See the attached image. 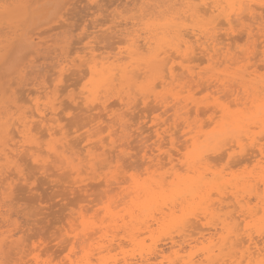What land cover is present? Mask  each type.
Segmentation results:
<instances>
[{
  "label": "rangeland",
  "instance_id": "obj_1",
  "mask_svg": "<svg viewBox=\"0 0 264 264\" xmlns=\"http://www.w3.org/2000/svg\"><path fill=\"white\" fill-rule=\"evenodd\" d=\"M198 1L195 3L196 0H193L192 2H194V5L192 3V7L195 9L194 6H200V10L206 9V13L205 10L200 12L198 7L197 12L199 11V14L196 13V15H198L195 16L197 17L195 20V17L192 16L193 11L189 9V7L192 8L191 5L189 6L188 4L191 0H0V5L4 3L13 5V7L7 9V12L0 10V172L2 173V175L0 173V245H3V253H5L2 254L0 251V264H20L21 261H24V264H35V258L38 259L40 264H203V262H205L204 264H209L211 259L214 260L215 257L216 260L219 258L217 260L218 264H248V259L242 260L239 257V255H242V250L240 249L244 248L242 245H239V241L245 240H243V243H245L244 245L246 248L243 250L246 251L247 247H250L249 236L253 239L254 235L256 238L253 240L256 243L258 242L259 251L262 253L264 245H260L264 244V232H261L262 229H264V207H262L264 206V203H262L264 202V153L261 155L258 152V148L264 147V110H262V108L264 109V10H259L261 1L257 2L254 0L251 2H244L248 4V7L246 6L247 4H244L246 6L244 9L247 8V11H244V13L247 12V18L243 13L244 15L242 19H240V17H236L228 7L225 12L229 13V11H231L232 13H230L234 15L235 19H233L234 21L231 24H228L224 16H220L218 19L215 18L216 16H212L213 20H211L210 14L214 15L212 10L208 5V7L204 6L201 4V1H199V3ZM170 2L173 3L171 4ZM253 3H258L256 4L259 5L258 10L256 9L257 6H251L255 5ZM184 6H186V8ZM223 6L224 8L227 7L226 4H223ZM172 7L175 9H172ZM252 7L258 12L254 10L251 11L253 9ZM248 9L251 10L249 11ZM216 14L218 15V12H215V15ZM257 14L261 15L259 16ZM205 16L209 17L206 18ZM244 16L245 18H243ZM193 17L196 24L194 23ZM201 17L206 18L204 19L206 21ZM238 18L240 21H238ZM253 18L254 20H252ZM207 20H209V22L210 20L215 22L213 24L209 23ZM169 21H171L172 24ZM173 21H175L174 23H178V25L173 24ZM198 21H202L201 24L204 22L207 24L208 22V30L210 27H213V30L210 29L211 32L210 30L208 31L207 28H205L206 26L204 24H199ZM182 23H185V25ZM156 26L160 28L158 27L159 29H157ZM163 26H167V29L163 28ZM173 26L175 30L179 27L176 31L178 32L181 30V33H177ZM161 27L163 29H161ZM185 27L187 28L185 29ZM199 27L204 33H206L205 31L207 30V36H212L213 34L215 37L217 36V43L221 41V43H219L220 45L217 47L222 50L220 53L228 52L234 59L237 56L239 59H233L234 61H232V63L238 62L239 65L231 64V61H228V59L224 61L225 63L223 64V60H226L224 56L211 60L207 53H202V49L200 50V48L196 47L198 43L194 37V32L198 33L199 31L197 29ZM170 28H173L172 30L174 31ZM183 28L186 31L183 30ZM151 29L154 30L152 31ZM159 30L162 32V35ZM128 31H130V33H128ZM168 31L170 32L168 33ZM136 32H138V34ZM175 32L178 35H176ZM158 33L163 37H160ZM249 33H251V35H249ZM168 35L173 37L176 42L181 38L179 35H184V40L186 41V39H188V42L194 46V55H189V58L191 60L193 59V61L190 62L192 65L190 64L189 66L195 68L192 70V75L181 66L182 63L185 64L187 61L184 62V59L178 55L177 52H174L176 51L174 47L176 42H174L172 38L170 39ZM204 35H202V39L206 37V35L205 37ZM132 36L134 37V41H137L136 45H134L136 47L140 45L141 66L145 68L143 67L142 69V67H140L142 71H140V69L133 70L130 68L129 71L132 72L133 70V73L130 74L131 79L128 82L120 81V76L117 75V80L115 81V79H113L115 83L112 82L111 84H115L119 89L113 88L110 84L111 87L106 85L109 88L105 86L98 91V88L92 84L89 65H86L88 63L87 59H90L89 55H86L88 48L92 47L95 49L98 61L108 56V53H110L111 56L120 57L119 61L113 62L114 59H112L110 62L115 63L116 66L123 65L124 68L132 62L128 54L131 50H134V47H132ZM211 36H209V38ZM152 37L154 38L153 40L151 39ZM168 38L173 40V42L171 41L172 44ZM130 39L132 41L129 42ZM182 39L183 38L179 39V41ZM160 40L163 41L160 42ZM165 40L170 44L165 46ZM203 40L206 42L205 39ZM146 41H150L153 47L150 46L148 42L146 44ZM158 41L159 43H157ZM160 44L162 45L160 46ZM183 44V41L179 43V45L183 47L180 48L181 50H185ZM158 46L162 49H157ZM159 49L162 50V53H165L163 50H166V53L169 50L168 53L170 54H162L160 58H158L160 63L157 60L150 61L151 58L153 59L154 50L158 51L156 53H159L161 52ZM146 50L149 51L147 52ZM247 53L250 57L247 56ZM251 54L254 55L252 56ZM148 55L151 57H148ZM143 57L145 60L147 58V61H149H142ZM67 60L68 62L66 63ZM85 61H87L86 64ZM216 61H218V63H216ZM152 62L154 65L153 67L149 64ZM146 63H148L149 66ZM83 64L86 66L87 71L86 69L84 70L85 67L82 69L81 65ZM185 65H188V62ZM247 66H250V68H247ZM172 67L176 74H171L170 69ZM64 68L69 71H66ZM78 69L80 70L78 71ZM179 69L181 70L180 72ZM182 71L186 73H182ZM177 73H179V76H177L178 78L176 77V75H178ZM82 74L85 77H83ZM62 79H66V81ZM212 81L213 83H211ZM221 81L224 83L220 84ZM242 83H246L245 86L241 85ZM258 85L261 89H259ZM256 86L259 91L256 89ZM246 87L248 88L246 89ZM107 89L112 92H109ZM91 90L94 94L90 93ZM250 90H252V93ZM113 91L117 92L114 93ZM108 92L110 94H108ZM238 92L241 94L239 95ZM53 95L55 96L53 97ZM245 96L246 98L243 99ZM51 97H53L52 99L56 104H54ZM73 97L76 99L78 98L77 103L75 102L76 99ZM81 97L84 100L86 97H90L93 103L90 105L84 103L83 105L81 101L83 99H80ZM238 97L242 98L243 101L238 99ZM247 97L249 98L247 99ZM98 98L100 100H96ZM192 99H194V101H192ZM51 100L53 102H50ZM105 100L107 101L106 106L109 105L107 107L108 109H104L102 108L103 106H101ZM247 100H249V102ZM190 101H192V104L189 105ZM38 102L41 104V107L39 105L41 109L46 106L49 107H46L47 109L44 108L43 110L45 111L56 107L60 113V115L58 114L59 117H61L60 119H62L64 115L63 118L65 119H63L64 122H62L65 126L61 125L65 130L62 131V135L60 133V135L50 136L48 132L50 127L48 131L46 128L49 125L42 124L41 119L37 116L36 118L38 121H34L36 124L33 122L34 125L31 126L32 123H30V128L32 127L31 131L33 133L31 131V133L26 132L25 137L19 133V131L21 132L23 130L21 122L24 121V118L27 120L26 118L36 115L35 109L37 108L36 103ZM47 102L51 105L53 103L54 107L50 108L51 105L49 106ZM197 102L203 103L199 105ZM94 104H99V109H97L98 105ZM215 104H219V106L227 109V116L221 113V108ZM82 105L87 107L88 105L91 106L89 107L90 110L88 111L89 108L86 109V107H82ZM208 105L210 108L207 107ZM213 106H217V108ZM79 107L81 108L79 109ZM32 108L34 111H32ZM213 110H216L218 114ZM254 110L256 113H253ZM187 111L188 114H186ZM23 112L24 117L22 115ZM28 112H30L31 116ZM249 112H251V114ZM20 113L22 116L19 115ZM48 115L51 118L54 116L51 111H46V116L49 117ZM58 115L56 117H58ZM230 115L235 116L241 123V126H249L248 128L245 126L237 129L238 131H249V133L248 131H246V133H241L243 138H240L237 134L238 131L230 126ZM219 116L220 120L218 119ZM223 117L228 119H222ZM212 118L213 123L210 120ZM216 118L219 120L218 122H220L219 125L216 124L218 122H215L217 121ZM31 119L29 118L30 122H32ZM15 120H19L20 122H16ZM14 121L17 125L13 124ZM159 122L163 125L162 128L159 126ZM173 123L183 125V128L182 126L177 127L178 125L176 126ZM98 124L102 128H100ZM154 124H158V126ZM153 125L156 127H153ZM253 126L255 129H253ZM54 127H58L56 130L57 133H59V124L58 126L56 124ZM159 127L161 129H158ZM34 129L38 130L35 131ZM191 129L194 130L191 131ZM56 130L53 129L54 132H56ZM10 131L11 133H9ZM156 131L162 135H160V139L157 137ZM63 132L69 135L68 137L66 136V140L69 141H66L64 144V146H68L69 149H67V147L65 148V151H67L65 158L62 157L63 160H65L62 167V162H59L62 160L60 159L61 156L60 158L59 156L54 158V156H57L54 154L52 157L53 154L49 152V147L55 143L59 146V143L62 144L65 142L63 139V142L60 141L65 135H63ZM28 133L30 135H28ZM35 133H38V135H35ZM141 133L143 135H141ZM203 135L205 136L203 137ZM26 137L28 139H26ZM229 137L234 141H227L230 139ZM261 137L263 138L262 141L261 139L259 140ZM12 138L13 140H11ZM244 138L245 140L243 141ZM188 139H190V141H188ZM224 139H227L225 140L227 142L223 144ZM242 141L244 143H242ZM172 142L176 143L178 146L175 144L173 147ZM233 142L237 146H233ZM143 143H145L144 146L142 145ZM15 144H18L16 146L24 145L27 151L25 150V155L22 152V156L24 155V157L19 155L21 158L18 156L15 158L16 160H13L12 164H9L7 160L5 161L4 151L9 153V149ZM25 144L28 145L26 146ZM183 144L184 146H181ZM33 145L37 148L39 147L38 149L40 151L38 152V149L35 150ZM159 145L162 146L161 150L158 148ZM186 145H188L189 148L187 147L185 149ZM28 146L29 148H27ZM101 146L103 147L102 149ZM179 146L183 148L178 150ZM168 150H173L175 152H170ZM33 151L34 153H32ZM223 152L226 153L228 157H225ZM165 153L168 155L163 158ZM219 153L222 154L223 158ZM237 153L241 157H239ZM242 153H247L245 154L246 156L243 155L245 159L247 158L244 160L246 162H242ZM26 154L34 155H32L33 157L30 155V157ZM169 154L171 156H169ZM95 155H97L96 158H94ZM235 155H237V159ZM249 156H252V158ZM44 157L46 159H43ZM248 158H250V162ZM36 159L42 163H39ZM92 159L93 161H91ZM230 159L234 164H232ZM43 160H47V162L45 163ZM151 160H154V162H151ZM237 160H239L241 165ZM73 161L74 163H72ZM191 161L194 162V164ZM195 161L198 163L196 164ZM235 161H237L236 164ZM6 162L9 165H6ZM149 162L150 164L153 163V166L152 164L148 165ZM160 163H162L165 168H161L162 164ZM165 163L166 165L169 163V165L166 166ZM205 163H207V165ZM227 163H229V165ZM183 165L186 166L183 167ZM67 166L70 170L66 168ZM200 168L204 169V172H202ZM210 172L213 174V180L210 178ZM171 173L172 176H170ZM216 174L222 176H216ZM7 176L10 178L8 179ZM158 177L162 180L158 179L159 181L157 180L156 182ZM163 177H166V182H164ZM77 181L78 183H76ZM200 181L201 183L199 184ZM254 181H257V183ZM4 182H8L9 184H6L3 188L2 185ZM243 183H245V185ZM162 184H165V186L163 187ZM254 184H260V186ZM253 186H255L254 189L252 188ZM256 186L259 188L257 189ZM155 187H158L159 190ZM6 188H8V190ZM260 189L262 192H258ZM251 190H254L253 193H251ZM211 191L212 193H210ZM140 193L145 194H143V196L142 194L140 195ZM207 193L209 195H206ZM249 193L252 197H249ZM260 193H262V195H260ZM246 194L249 198L246 197ZM209 196H211V198ZM257 198L258 201L262 198V201H260L261 203L257 202ZM246 199H248V201ZM208 200H212L211 203L207 202ZM204 201L208 203V206L205 205L206 203ZM242 201L243 203H241ZM211 204L213 207H211ZM158 205L159 207H157ZM252 205L255 206L253 207ZM243 206L248 209H243ZM258 207L260 209L259 211ZM205 208H207V210ZM128 209H133L132 211L134 214ZM159 209L161 210L158 213ZM162 209L167 212H164ZM211 209L213 211L215 210V214H212ZM250 209L253 215L252 213L250 214ZM256 210L257 213L259 212L260 214H257ZM206 213L207 215H205ZM136 215H141L139 217L140 219H138ZM237 216H240V220ZM236 217L237 220L241 221L239 223L240 226L237 223L235 224V226L239 228L232 226L236 221H233V219ZM142 222H145V225ZM140 223L144 226H141L142 224L139 225ZM131 224L132 226L134 224V226L137 225L138 227L133 226L132 228ZM96 227L102 230L99 232ZM229 228H231L232 231ZM95 230H97V234L94 233ZM128 230H131V232ZM235 232L236 234L240 232L237 234V237ZM259 233L262 234L259 235ZM229 234L231 236H229ZM75 237L80 238V242L78 241L79 243L76 242ZM82 237L86 240H81ZM87 237L92 239L88 240ZM234 237L236 238L233 239ZM241 237L242 239L240 240ZM230 239L231 241H229ZM237 239H239V241H237ZM87 240L88 243L86 242ZM233 240L234 242L237 241V244H233ZM81 241L85 242L87 245H83L84 243ZM228 241L230 243V252L232 250L234 252H232L233 255L230 252L228 253ZM13 242L18 244H16L17 248H15V245L13 246L14 248L11 247ZM214 243L216 244L213 245ZM231 243L234 246L236 244L238 250L233 248L234 246ZM19 244L20 248H18ZM231 245L233 247H231ZM219 246L224 247L220 248ZM239 247L242 248L239 249ZM254 247L255 246H253V249L251 248V251L253 252L255 250L254 252H257L258 250ZM209 248H212V250ZM226 248H228V250ZM226 250L227 252H225ZM236 251L240 254H237ZM221 252L223 253L220 254ZM20 254H23V256H20ZM212 254L214 257H211ZM235 254H237V256ZM262 254H264V251ZM230 255H232L233 258H230ZM19 257H23L24 259L22 258L21 261L17 260ZM245 257L247 258L246 252ZM237 258H239L241 262ZM208 259L209 262H207ZM233 261L236 262L234 263ZM238 261L240 263H238ZM217 263L212 262L211 264ZM21 264L23 263L21 262Z\"/></svg>",
  "mask_w": 264,
  "mask_h": 264
},
{
  "label": "bare ground",
  "instance_id": "obj_2",
  "mask_svg": "<svg viewBox=\"0 0 264 264\" xmlns=\"http://www.w3.org/2000/svg\"><path fill=\"white\" fill-rule=\"evenodd\" d=\"M6 1H7V0H6ZM11 1H12V0H11ZM170 1H171V0H170ZM189 1H190V0H189ZM192 1H193V0H191V2L188 3L189 6H190L192 3H193V5H194V2H192ZM194 1H195V0H194ZM197 1H198V0H196L195 3H197ZM199 1H201V4H203L204 6H207V5H208L209 8H210V9L212 10V12L214 13V15L210 14V18H211V20H213L212 16H216V17H215L216 19H218V17L220 18V16H221V17L224 16L225 19H226V21H227V23H228V24H231V23L235 20V19H234V15H235L236 17H240V19H242V16H243L244 14H245V16H246V13H247V12L244 13V11H247V8L244 9V7H246V6L248 7V4L246 3V4H247V5H246L244 2H248V1L251 2V1H254V0H199ZM199 1H198V3H199ZM209 1H210V2H209ZM256 1H257V2L259 1V2H260L261 0H256ZM179 2H180V1H179ZM187 2H188V1H187ZM187 2H186V3H187ZM168 3H169V2H168ZM170 3H171V2H170ZM172 3H173V2H172ZM172 3H171V4H172ZM179 4H180V3H179ZM182 4H183V3H182ZM184 4H185V2H184ZM223 4H224V5L226 4L227 7L224 8ZM244 4H245L246 6H245ZM253 4H255V5H251V6H255V7L257 6L256 9L258 10V6H259V5H256V4H258V3H253ZM165 5H166V4H165ZM177 5H178V4H177ZM193 5H191V7H192ZM237 5H238V8H237ZM169 6H170V5H169ZM174 6H175V5H174ZM208 6H207V7H208ZM251 6H250V8H251ZM167 7H168V6H167ZM175 7H177V6H175ZM184 7L186 8V6H184ZM194 7H195V9H194L193 7H192L193 9L189 7V9L193 11V15H192V14H189V15H192V16L195 17V16H197V15L199 14V13H198L199 11L201 12V11H204V10H205V13H206V9H204V10H200V8H201L200 6H197V7L194 6ZM198 7H199V11L197 12V8H198ZM207 7H206V8H207ZM228 7L231 9V11L234 13V15L231 14V13H232L231 11H229V13H226V12H225V10H227ZM27 8H28V7H27ZM185 8H184V10H185ZM187 8H188V7H187ZM202 8H204V7H202ZM252 8H253V7H252ZM172 9H175V8L172 7ZM189 9H188V10H189ZM260 9H261V7L259 6V10H260ZM188 10H187V12H188ZM190 10H189V11H190ZM207 10H208V9H207ZM248 10H249V9H248ZM250 10H251V9H250ZM250 10H249V11H250ZM253 10H254L255 12H258V11L255 10V8H253L251 11H253ZM175 11H176V10H175ZM215 12H218V15H217V14L215 15ZM230 12H231V13H230ZM188 13H189V12H188ZM196 13H198V14L196 15ZM202 13H204V12H202ZM207 13H208V12H207ZM243 13H244V14H243ZM178 14H179V13H178ZM178 14H176V15H178ZM185 14H186V13H185ZM255 14H256V13H255ZM261 14H262V12H261ZM261 14H257V15L260 16ZM201 15H202V14H201ZM257 15H256V17H257ZM262 15H263V14H262ZM203 16H204V14H203ZM245 16H244L243 18H245ZM263 16H264V15H263ZM170 17H171V16H170ZM176 17H177V16H176ZM179 17H180V15H179ZM179 17H178V18H179ZM194 17H193V20H194ZM205 17L207 18V17H209V16H205ZM253 17H254V16H253ZM189 18H190V17H189ZM201 18H202L203 20L206 19V18H204V17H201ZM246 18H247V16H246ZM251 18H252V17H251ZM175 19L178 20L177 18H175ZM184 19H185V18H184ZM196 19H197V17H195V20H196ZM208 19H209V18H208ZM216 19H214V20H216ZM233 19H234V20H233ZM240 19L238 18V21H240ZM257 19H258V17H257ZM195 20H194V21H195ZM200 20H201V19H200ZM211 20H210V22H209V20H207V21H208L209 23H213V24H214L215 21L212 22ZM252 20H254V18H253ZM255 20H256V19H255ZM167 21H168V18H167ZM204 21H206V20H204ZM243 21H244V19H243ZM249 21H250V20H249ZM169 22L171 23V21H169ZM174 22H175V21H173V24H177V25H178V23H174ZM198 22H199V21H198ZM201 22H202V21H201ZM201 22H199V24H201ZM208 22H207V24H208ZM218 22H219V21H218ZM127 23H128V22H127ZM179 23H180V22H179ZM194 23L196 24V21H195ZM205 23H206V22H204V23H202V24H204V25L206 26L205 28H207V24H205ZM249 23H250V22H249ZM171 24H172V23H171ZM171 24H170V25H171ZM182 24H183V23H182ZM182 24H181V25H182ZM202 24H201V25H202ZM213 24H212V25H213ZM221 24H222V23H221ZM127 25H128V24H127ZM183 25H185V23H184ZM204 25H203V26H204ZM209 25H210V24H209ZM209 25H208V26H209ZM212 25H211V26H212ZM224 25H225V24H224ZM232 25H233V24H232ZM232 25H231V27H232ZM260 25H261V24H260ZM195 26H196V25H195ZM197 26H198V24H197ZM252 26H254V25H252ZM156 27H157V29L160 28L159 26H156ZM156 27H155V28H156ZM158 27H159V28H158ZM166 27H167V26H165V27L163 26V28H166ZM180 27H181V26H180ZM201 27H202V26H201ZM234 27H235V25H234ZM237 27H238V26H237ZM163 28L161 27V29H163ZM173 28H174V26H173ZM173 28H172V29H173ZM178 28H179V27H178ZM178 28H176V30H178ZM186 28H187V27H185V29H186ZM196 28H197V27H196ZM212 28H213V27H212ZM212 28L210 27L209 30L212 29ZM232 28H233V27H232ZM149 29H150V28H149ZM161 29H160V30H161ZM166 29H167V28H166ZM170 29H171V28H170ZM170 29H169V30H170ZM172 29H171V30H172ZM185 29L183 28V30H185ZM199 29H200V27L197 29V30L199 31L198 33H197V32H196V33L194 32L195 29H194L193 32H194V37L196 38V42L198 43V46H199V47H198V46H196V47H197V48H200V50L202 49V50H201L202 53H207L211 60H214V59L217 58V57H221V56L223 57V56H224V58H225L226 60H223V64L225 63L224 61H227V59H228V61H231V62H230L231 64H238V65H239L238 62H237V63H236V62H235V63H234V62L232 63V61H234L235 59L238 58L235 54H234V55H235L236 57H235V59H234V57H232L231 54H229L228 52H227V53H220V51H222V50H221V49H218L217 47L220 45L219 43H221V41H219V42L217 43V41H216V40H217V39H216L217 36L215 37V35L213 34L214 37H213V35H212V36L209 35V36H211V37L209 38V36H207V35H208V34H207V30H208V28H207V30L205 31L206 33H204V31H203L202 29H200V30H199ZM107 30H108V29H107ZM151 30H152V29H151ZM151 30H150V32H151ZM153 30H154V29H153ZM153 30H152V31H153ZM160 30H159V31H160ZM174 30H175V28H174ZM174 30H172V31H174ZM176 30H175V31H176ZM183 30H182V31H183ZM187 30H188V29H187ZM209 30H208V31H209ZM212 30H213V29H212ZM111 31H112V30H111ZM155 31H156V30H155ZM180 31H181V30H179L178 32L181 33ZM185 31H186V30H185ZM215 31H216V30H215ZM234 31H235V30H234ZM122 32H124V31H122ZM138 32H139V31H138ZM138 32H136V33L138 34ZM145 32H146V31H145ZM160 32H161V31H160ZM160 32H159V33H160ZM163 32H164V31H163ZM165 32H166V31H165ZM169 32H170V31H168V33H169ZM176 32H177V31H176ZM176 32H175V34L178 35V34H177L178 32H177V33H176ZM193 32H192V35H193ZM210 32H211V30H210ZM219 32H220V31H219ZM243 32H244V30H243ZM128 33H130V31H128ZM128 33H127V34H128ZM140 33H141V32H140ZM147 33H148V32H147ZM153 33H154V32H153ZM159 33H158V34H159ZM173 33H174V32H173ZM182 33H183V32H182ZM187 33H188V31H187ZM203 33H204V34L206 35V37H208V38H206L205 35H204ZM251 33H252V31H251ZM251 33H249V35H251ZM97 34H98V33H97ZM112 34H113V33H112ZM124 34H125V33H124ZM155 34H156V33H155ZM164 34H165V33H164ZM183 34H184V33H183ZM189 34H190V33H189ZM218 34H219V33H218ZM240 34H241V32H240ZM240 34H239V35H240ZM108 35H109V34H108ZM131 35H132V33H131ZM131 35H130V36H131ZM140 35H141V34H140ZM146 35H147V34H146ZM149 35H150V34H149ZM152 35H153V34H152ZM161 35H162V32H161ZM176 35H175V36H176ZM181 35H182V34H181ZM181 35H179V37L183 38L182 40L179 41V39H181V38H179V39H178V38H175V39H178V42H179V43L183 41V43H184L183 45L185 46V48H184L185 50L182 49L183 51L180 49V48H183V47L181 46L182 44L179 45V43L176 42V41L173 39V37H171V36H169V35H168V36H169L170 39L172 38V39L174 40V42L177 43V44L175 43V46H174V47H175V50H176V51H174V52H177V54L180 55V56L184 59V62H186V61L188 62V65H185V64L187 63V62H186L185 64L182 63L181 66H182L185 70H187V71L192 75V74H193V71H192V70L195 69V68H191V67L189 66V65L191 64L190 62L193 61V59L191 60V59L189 58V55H191V54L194 53V48H193L194 46H192V45L190 44V42H188V39H186V41H185V40H184V39H185V36L183 35V36H184V37H183V36H181ZM202 35H204L205 38H203V39H205L206 42L201 38ZM159 36H160V34H159ZM164 36H165V35H164ZM188 36H189V35H188ZM224 36H225V35H224ZM227 36H228V35H227ZM254 36H255V35H254ZM123 37H124V35H123ZM125 37H126V36H125ZM140 37H141V36H140ZM146 37H147V36H146ZM160 37H163V36H160ZM166 37H167V35H166ZM166 37H165V38H166ZM261 37H262V36H261ZM100 38H101V37H100ZM126 38H127V37H126ZM132 38H133V44H132L133 46H132V47H134V50H131V51L128 53L130 59L132 60V62H131L128 66H126V67H124V68H123V65H118V66H116L115 63H111V62H110L112 59H114L113 62L119 61V60H120V57H118V56H114V55L111 56L110 53H108V54H109L108 56H106L105 58H102L101 61H98V56L95 54V49L92 48V47H89V48L87 47V48H88V52L86 53V55H87V56L89 55L90 59H87V60H88V63H87V61H85V64L87 63L86 65H89V70H90V72H91V78H92V79H91L92 84H93V86H96V87L98 88V91H99V89H102V88L105 87L106 85H109V87L112 86L113 88H117V86H116L115 84H114V85L111 84L112 82H114L113 79H115V81L117 80V79H116V78H117V75L120 76V77H119L120 81H124V82L127 81V82H128V81L131 79V78H130V74L133 73V70H134V69L137 70V69H140V67H142V66H141V65H142V64H141V57H140V54H141V52H140V45H139V47H136L135 45H136V42H137V41H134V37H133V36H132ZM156 38H157V36H156ZM156 38H155V39H156ZM169 38H168V39H169ZM191 38H192V36H191ZM217 38H218V37H217ZM138 39H139V38H138ZM138 39H137V40H138ZM151 39L153 40L154 38L152 37ZM168 39H167V40H168ZM170 39H169L170 43H171V41L173 42V40H170ZM139 40H140V39H139ZM156 40H157V39H156ZM201 40H203V41H201ZM231 40H233V39H231ZM130 41H132V40L130 39L129 42H130ZM143 41H144V40H143ZM150 41H151V40H150ZM150 41H146V44H147V42L150 44V43H151ZM162 41H163V40H160V42H162ZM119 42H120V41H119ZM121 42H122V41H121ZM165 42H166L165 46H166L167 44H170V43H167L166 40H165ZM209 42H210V43H209ZM131 43H132V42H131ZM157 43H159V41H158ZM192 43H193V42H192ZM223 43H224V42H223ZM134 44H135V45H134ZM138 44H139V42H138ZM146 44H144V45H146ZM162 44H163V43H162ZM162 44H160V46H161ZM171 44H172V43H171ZM173 44H174V43H173ZM207 44H209V45H207ZM163 45H164V44H163ZM177 45H178V46H177ZM196 45H197V44H196ZM206 45H207V46H206ZM150 46H152V45L150 44ZM160 46H158L157 49H158V48H161ZM170 46H171V45H170ZM144 47H145V46H144ZM152 47H153V46H152ZM152 47H151V48H152ZM171 47H173V46H171ZM168 48H169V46H168ZM168 48H166V49H168ZM220 48H221V47H220ZM113 49H114V48H113ZM142 49H143V47H142ZM145 49H146V48H145ZM152 49H153V48H152ZM161 49H162V48H161ZM161 49H159V50L161 51V52H159V53H156V52H158V51H155V50H154V54H153L154 56H153V59L151 58L150 61H156V60H157V61L159 62L158 58H160V56H161L162 54H163V55H166V54L168 53V51H169V50H168L167 53H166V50H163V52L165 51V53H162V50H161ZM173 49H174V48H173ZM170 50H171V49H170ZM197 50H199V49H197ZM197 50H196V51H197ZM143 51H144V50H143ZM146 51L148 52L149 50H146ZM146 51H145V52H146ZM151 51H152V50H151ZM196 51H195V54H196ZM203 51H204V52H203ZM227 51H228V50H227ZM111 52H112V51H111ZM120 52H121V51H120ZM172 52H173V51H172ZM211 52H213V53H211ZM230 52H231V50H230ZM122 53H123V52H122ZM149 53H150V52H149ZM151 53H152V52H151ZM252 53H253V52H252ZM111 54H112V53H111ZM168 54H170V53H168ZM168 54H167V55H168ZM171 54H172V53H171ZM213 54H214V55H213ZM244 54H245V52H244ZM254 54H255V52H254ZM254 54H253V55H254ZM117 55H119V54H117ZM123 55H124V54H123ZM150 55H151V54H150ZM193 55H194V54H193ZM234 55H233V56H234ZM248 55H249V54L247 53V56H248ZM251 55H252V54H251ZM253 55H252V56H253ZM120 56H121V55H120ZM143 56H144V55H143ZM180 56H179V57H180ZM244 56H245V55H244ZM121 57H122V56H121ZM144 57H145V56H144ZM144 57L142 58V59H143L142 61L145 60ZM148 57H151V56L148 55ZM163 57H164V56H163ZM248 57H250V56H248ZM248 57H247V58H248ZM78 58H79V57H78ZM81 58H82V57H81ZM81 58H80V59H81ZM124 58H128V57H124ZM182 58H181V59H182ZM191 58H192V57H191ZM245 58H246V57H245ZM251 58H252V57H251ZM251 58H250V59H251ZM66 59H67V58H66ZM80 59H79V60H80ZM164 59H165V58H164ZM164 59H163V60H164ZM217 59H218V58H217ZM217 59H216V60H217ZM233 59H234V60H233ZM238 59H239V58H238ZM121 60H122V59H121ZM221 60H222V58H221ZM59 61H60V60H59ZM64 61H65V60H64ZM73 61H76V60H73ZM82 61H83V59H82ZM145 61L148 62L149 60L147 61V58H146ZM164 61H165V60H164ZM169 61H170V60H169ZM263 61H264V59H263ZM67 62H68V60L66 61V63H67ZM70 62H71V61H70ZM120 62H121V61H120ZM182 62H183V60H182ZM240 62H242V61H240ZM107 63H108V64H107ZM144 63H145V62H144ZM144 63H143V64H144ZM159 63H160V62H159ZM166 63H167V62H166ZM216 63H218V61H216ZM124 64H125V63H124ZM127 64H128V63H127ZM146 64H148V63H146ZM149 64L151 65V67L154 66V65H153V62H152V63H149ZM149 64H148V66H149ZM240 64H241V63H240ZM100 65H101V66H100ZM191 65H192V64H191ZM243 65H244V64H243ZM263 65H264V64H263ZM263 65H262V66H263ZM81 66H82V69H83V67H85L84 70L86 69V66H84V64L81 65ZM81 66H80V67H81ZM148 66H147V67H148ZM164 66H165V65H164ZM232 66H233V65H232ZM235 66H236V65H235ZM251 66H252V65H251ZM143 67H144V66H143ZM143 67H142V69H143ZM193 67H194V66H193ZM244 67H245V66H244ZM248 67L250 68V66H247V68H248ZM258 67H259V66H258ZM130 68L133 69L132 72L129 71ZM144 68H145V67H144ZM154 68H156V67H154ZM157 68H158V67H157ZM159 68H160V67H159ZM166 68H167V67H166ZM225 68H226V67H225ZM227 68H228V67H227ZM242 68H243V66H242ZM64 69H65V68H64ZM64 69H63V70H64ZM176 69H177V68H176ZM63 70H62V71H63ZM65 70H66V69H65ZM79 70H80V69H78V71H79ZM136 70H135V71H136ZM162 70H163V69H162ZM170 70H171V74H174V73H175L173 67H172ZM226 70H227V69H226ZM247 70H248V69H247ZM66 71H69V70H66ZM76 71H77V70H76ZM86 71H87V69H86ZM138 71H139V70H138ZM140 71H142V70L140 69ZM180 71H181V70L179 69V72H180ZM224 71H225V70H224ZM245 71H246V70H245ZM81 72H82V71H81ZM116 72H117V73H116ZM183 72H184V71H182V73H183ZM239 72H240V71H239ZM59 73H60V72H59ZM75 73H76V72H75ZM82 73H83V72H82ZM87 73H88V72H87ZM143 73H144V72H143ZM162 73H163V72H162ZM184 73H186V72H184ZM62 74H63V73H62ZM175 74H176V73H175ZM177 74H178V75H176V77L179 76V73H177ZM82 75H83V74H82ZM82 75H81V77H82ZM141 75H142V74H141ZM161 75H162V74H161ZM74 76H75V75H74ZM78 76H79V75H78ZM217 76H218V75H217ZM83 77H85V76L83 75ZM87 77H88V75H87ZM161 77H165V76H161ZM161 77H160V78H161ZM166 77H167V76H166ZM176 77H175V78H176ZM185 77H186V76H185ZM187 77H188V76H187ZM193 77H194V76H193ZM62 78H63V77H62ZM79 78H80V77H79ZM175 78H174V80H175ZM177 78H178V77H177ZM180 78H181V77H180ZM188 78H189V77H188ZM195 78H196V77H195ZM83 79H84V78H83ZM83 79H82V80H83ZM85 79H87V78H85ZM163 79H164V78H163ZM215 79H216V78H215ZM62 80H65V81H66V79H62ZM174 80H173V81H174ZM177 80H178V79H177ZM177 80H176V81H177ZM198 80H199V79H198ZM212 80H214V79H212ZM83 81H85V80H83ZM156 81H157V80H156ZM191 81H192V80H191ZM232 81H234V80H232ZM62 82H63V81H62ZM136 82L139 83L138 81H136ZM186 82H187V81H186ZM193 82H194V81H193ZM214 82H215V81H214ZM84 83H85V82H84ZM114 83H115V82H114ZM198 83H199V82H198ZM202 83H204V82H202ZM211 83H213V81H212ZM211 83H210V84H211ZM216 83H217V82H216ZM222 83H224V82L221 81L220 84H222ZM261 83H263V82H261ZM62 84H63V83H62ZM110 84H111V86H110ZM245 84H246V83H245ZM245 84L242 83L241 85H244V86H245ZM63 85H64V84H63ZM138 85H139V84H138ZM197 85H198V84H197ZM114 86H115V87H114ZM120 86H121V85H120ZM133 86H135V85H133ZM221 86H222V85H221ZM223 86H224V85H223ZM258 86H259V85H258ZM60 87H62V86H60ZM109 87L106 86V88H109ZM148 87H149V86H148ZM154 87H155V86H154ZM154 87H152V88H154ZM232 87H234V86H232ZM252 87H253V86H252ZM46 88H47V87H46ZM113 88H112V89H113ZM125 88H126V87H125ZM152 88H151V89H152ZM191 88H192V87H191ZM247 88H248V87H246V89H247ZM117 89H119V88H117ZM120 89H121V88H120ZM134 89H135V88H134ZM137 89H138V88H137ZM151 89H150V90H151ZM229 89H230V87H229ZM249 89H250V88H249ZM249 89H248V91H249ZM256 89L258 90L257 86H256ZM259 89H261L260 86H259ZM262 89H263V88H262ZM107 90H109V89H107ZM115 90H116V89H115ZM144 90H145V89H144ZM227 90H228V89H227ZM227 90H226V92H227ZM254 90H255V89H254ZM57 91H58V90H57ZM119 91H121V90H119ZM122 91H123V90H122ZM228 91H229V90H228ZM231 91H232V90H231ZM251 91H252V90H250V92H251ZM258 91H259V90H258ZM263 91H264V89H263ZM58 92H59V91H58ZM109 92H112V91L109 90ZM109 92H108V94H110ZM113 92L116 93L117 91H116V92L113 91ZM147 92H148V91H147ZM147 92H146V93H147ZM151 92H152V91H151ZM243 92H244V91H243ZM246 92H247V91H246ZM256 92H257V91H256ZM256 92H254V93H256ZM56 93H57V92H56ZM90 93H91V94H94V92H93L92 90L90 91ZM102 93H103V92H102ZM146 93H145V94H146ZM149 93H150V92H149ZM228 93H229V92H228ZM238 93H239V92H238ZM238 93H237V94H238ZM247 93H248V92H247ZM251 93H252V92H251ZM257 93H258V92H257ZM260 93H261V92H260ZM105 94H106V93H105ZM108 94H107V96H108ZM120 94H121V93H120ZM240 94H241V93H239V95H240ZM243 94H244V93H243ZM146 95H147V94H146ZM146 95H145V96H146ZM174 95H176V94H174ZM245 95H247V94H245ZM249 95H250V94H249ZM251 95H252V94H251ZM254 95H257V94H254ZM54 96H55V95H53V97H54ZM74 96H75V95H74ZM80 96H81V95H80ZM93 96H95V95H93ZM247 96H248V95H247ZM252 96H253V95H252ZM259 96H261V95H259ZM53 97H51V99H52ZM76 97H77V96H76ZM156 97H157V96H156ZM179 97H180V95H179ZM58 98H59V97H58ZM73 98H75V97H73ZM78 98H79V95H78ZM78 98H77V99H78ZM104 98H106V97H104ZM180 98H181V97H180ZM245 98H246V96H245L243 99H245ZM248 98H249V97H247V99H248ZM253 98H255V97H253ZM54 99H55V98H54ZM75 99H76V98H75ZM77 99L75 100L76 103L78 102ZM80 99H83V98L81 97ZM80 99H79V100H80ZM102 99H103V98H102ZM157 99H158V97H157ZM238 99H241V100H242V98H239V97H238ZM238 99H237V101H238ZM257 99H258V97H257ZM52 100H53V99H52ZM52 100H51L50 102H53V101H54V100H53V101H52ZM55 100H56V99H55ZM59 100H60V99H59ZM83 100H84V99H83ZM83 100H81V101L83 102V105H84V103H85V104L88 103L89 105L93 103V101H91V98H90V97H86L85 100H84V101H83ZM96 100H100V99L98 98V99H96ZM106 100H107V99H106ZM106 100H105V102L102 103V105L100 104L101 106H103L102 108H104V109H108L107 107L109 106V105L106 106V105H107L106 103H107V101H108V100H107V101H106ZM137 100H138V99H137ZM159 100H160V99H159ZM241 100H240V101H241ZM253 100H254V99H253ZM57 101H58V99H57ZM81 101H80V102H81ZM85 101H86V102H85ZM186 101H187V100H186ZM192 101H194V99H192ZM192 101L189 102V105L192 104V103H191ZM242 101H243V100H242ZM247 101L249 102V100H247ZM256 101H257V100H256ZM263 101H264V100H263ZM263 101H262V102H263ZM45 102H46V101H45ZM72 102H74V101H72ZM136 102H137V101H136ZM151 102H153V101H151ZM204 102H205V101H204ZM206 102H207V101H206ZM253 102H254V101H253ZM257 102H258V101H257ZM257 102H256V103H257ZM39 103H40V102L36 103V105H37V106H36L37 108L35 107V108H36V109H35V111H36V115H32V116H31V115H30V112H28L29 115L31 116V117H29V118H30V119L32 118V119H31L32 122H30L29 118H26L27 120H25V118H24V121L22 120L23 122H21V126L23 127V130H22L21 132L18 130L19 133H20L21 135H23V137H25V136H26V132H30V131H31V128H32V127L30 128V123H32V124H31V126H32V125H34V123H35L36 121H38L37 118H36V116H37L39 119H41V123H42V124L47 125V126L49 125V126L46 127V128H47V131H48V128L50 127V128H49V131H48V132L50 133V136H56L57 134L60 135V133H61V135H62V131L65 130L64 128H62V125L65 126L64 123H63V122H64L63 119H65V118H63V117H64V115H63V116H62V119H60V118H61V117H59L60 113L58 112V109H57L56 107H54V104H56L55 101H54V104L52 103L53 106H52L51 104H49V102H47V103L49 104V106L51 105L50 108H51V107H54V108H51L50 110H49V109L46 110V111H51V112H52V114L54 115L53 118H51L49 115H48L49 117H47V116H46V111L43 110L44 108L47 109V108H49V107L46 106L47 108L44 107L43 109H41V108H40V107H41V104H39ZM109 103H110V102H109ZM109 103H108V104H109ZM133 103H134V102H133ZM138 103H139V102H138ZM148 103H149V102H148ZM165 103H166V102H165ZM197 103H199V105H200V103H203V102H197ZM209 103H210V102H209ZM256 103H255V104H256ZM79 104H81V103H79ZM134 104H135V103H134ZM136 104H137V103H136ZM177 104H179V103H177ZM195 104H196V103H195ZM195 104H194V105H195ZM205 104H206V103H205ZM245 104H246V103H245ZM253 104H254V103H253ZM39 105H40V107H39ZM42 105H43V104H42ZM57 105H58V104H57ZM57 105H56V106H57ZM62 105H63V104H62ZM77 105H78V104H77ZM83 105H82V107H86V109L89 108V107H91V106H89V105H88V107H87V106H83ZM94 105H98V106H97V109H99V108H98V107H100L99 104H94ZM124 105H125V104H124ZM124 105H123V106H124ZM212 105H214V104H212ZM215 105L219 106V104H215ZM110 106H111V105H110ZM162 106H163V105H162ZM217 106H216V107L213 106V107L217 108ZM132 107H133V106H132ZM146 107H147V106H146ZM204 107H205V106H204ZM207 107H209V105H208ZM207 107H206V108H207ZM219 107L221 108V111H222V112H221V111H220V112L223 113L224 115H226V113H227V109H225L224 107H221V106H219ZM229 107H230V106H229ZM252 107H253V106H252ZM77 108H78V107H77ZM80 108H81V107H79V109H80ZM102 108H101V109H102ZM157 108H158V107H157ZM162 108H164V107H162ZM200 108H201V106H200ZM209 108H210V107H209ZM215 108H214V109H215ZM259 108H260V107H259ZM55 109H56V110H55ZM84 109H85V108H84ZM86 109H85V110H86ZM92 109H93V107H92ZM97 109H96V110H97ZM109 109H110V108H109ZM160 109H161V108H160ZM185 109H186V108H185ZM190 109H191V108H190ZM190 109H189V110H190ZM85 110H84V112H85ZM89 110H90V108L88 109V111H89ZM262 110H264V109L262 108ZM32 111H34L33 108H32ZM44 111H45V112H44ZM88 111H87V112H88ZM94 111H95V110H94ZM94 111H93V112H94ZM102 111H103V110H102ZM213 111H216V110H213ZM259 111H261V110H259ZM167 112H168V110H167ZM189 112H190V111H189ZM209 112H210V111H209ZM218 112H219V111H218ZM254 112H255V110L253 111V113H254ZM1 113H2V112H1ZM21 113H22V112H21ZM21 113H20L19 115H21ZM85 113H86V112H85ZM108 113H109V112H108ZM121 113H122V112H121ZM164 113H165V111H164ZM215 113H217V111H216ZM249 113L251 114V112H249ZM255 113H256V112H255ZM26 114H27V112H26ZM31 114H34V113H31ZM58 114H59V115H58ZM80 114H81V113H80ZM102 114H103V113H102ZM153 114H154V113H153ZM165 114H166V113H165ZM168 114H169V113H168ZM186 114H188V111L186 112ZM217 114H218V113H217ZM217 114H216V115H217ZM219 114H220V113H219ZM257 114H258V113H257ZM22 115H23V117H24V112H23ZM22 115H21V116H22ZM57 115H58L59 118L56 117ZM70 115H71V114H70ZM84 115H85V114H84ZM86 115H88V114H86ZM166 115H167V114H166ZM180 115H181V114H180ZM259 115H260V114H259ZM66 116H67V115H66ZM76 116H77V115H76ZM226 116H227V115H226ZM263 116H264V115H263ZM25 117H28V116H25ZM69 117H70V116H69ZM86 117H87V116H86ZM92 117H93V116H92ZM126 117H127V116H126ZM215 117H216V116H215ZM35 118H36V120H35ZM179 118H180V117H179ZM219 118H220V116L218 117V119H219ZM229 118H231L230 121H229V122H230V126L234 127L236 130L239 129L240 127H245V126H246V125H242V126H241V123H240V122L238 121V119H237L235 116H233V115H230ZM239 118H240V117H239ZM2 119H3V118H2ZM11 119H12V118H11ZM33 119H34V120H33ZM72 119H73V118H72ZM91 119H92V118H91ZM112 119H113V118H112ZM218 119L216 118L217 121H215V122H218V121L220 120V119H219V120H218ZM222 119H228V118L223 117ZM68 120H69V119H68ZM88 120H89V119H88ZM176 120H177V119H176ZM210 120H211V122H212L213 118L210 119ZM8 121H9V120H8ZM15 121H16V120H15ZM15 121L13 122V124H15ZM17 121H19V120H17ZM17 121H16V122H17ZM34 121H35V122H34ZM62 121H63V122H62ZM89 121H90V120H89ZM95 121H97V120H95ZM19 122H20V121H19ZM33 122H34V123H33ZM93 122H94V120H93ZM113 122H114V121H113ZM164 122H165V121H164ZM88 123H89V122H88ZM90 123H91V122H90ZM165 123H167V122H165ZM165 123H164V124H165ZM178 123H180V122H178ZM182 123H183V121H182ZM212 123H213V122H212ZM219 123H220V122H218V123H216V124L219 125ZM224 123H225V122H224ZM13 124H12V125H13ZM35 124H36V123H35ZM37 124H38V123H37ZM56 124H57V126H58V124H59V126H60V127H59V131H60L59 133H57V130H56V128H58V127H54V126H56ZM61 124H62V125H61ZM158 124H160V122H159ZM158 124H157V125L154 124V125L158 126ZM173 124H175V123H173ZM180 124H181V123H180ZM180 124H179V125H178V124H175V125H176V126L178 125L177 127L182 126V128H183V125H180ZM184 124H185V123H184ZM192 124H193V123H192ZM214 124H215V123H214ZM260 124H261V123H260ZM262 124H263V123H262ZM15 125H17V124H15ZM154 125H153V127H156V126H154ZM161 125H162V124H160L159 126L162 128L163 125H162V126H161ZM194 125H195V124H194ZM218 125H217V127H218ZM98 126L100 127L99 124H98ZM98 126H97V128H98ZM171 126H172V124H171ZM261 126H262V125H261ZM11 127H12V126H11ZM33 127H34V126H33ZM160 127H159L158 129H161ZM246 127H247V126H246ZM248 127H249V126H248ZM248 127H247V128H248ZM250 127L252 128L251 125H250ZM259 127H260V125H259ZM259 127H258V128H259ZM39 128H40V126H39ZM100 128H102V127H100ZM168 128H169V127H168ZM168 128H167V130H168ZM214 128H216V127H214ZM258 128H257V129H258ZM10 129H11V128H10ZM17 129H18V128H17ZM42 129H43V127H42ZM44 129H45V128H44ZM53 129H55L56 132H54ZM60 129H61V130H60ZM117 129H118V128H117ZM253 129H255L254 126H253ZM11 130H12V129H11ZM34 130H35V129H34ZM37 130H38V129H36L35 131H37ZM96 130H97V129H96ZM98 130H99V128H98ZM192 130H194V129H191V131H192ZM35 131H34V132H35ZM52 131H53V132H52ZM91 131H93V130H91ZM99 131H100V130H99ZM102 131H103V130H102ZM117 131H118V130H117ZM140 131H141V128H140ZM140 131H139V133H140ZM170 131H171V127H170ZM237 131H238V130H237ZM246 131H248V130H246ZM246 131H242V130H241V131H238L237 134L240 136V138H243V137L241 136V133H243V132L246 133ZM31 132H32V131H31ZM31 132H30V133H31ZM94 132H95V131H94ZM143 132H144V131H143ZM143 132H142V133H143ZM156 132H157V131H156ZM165 132H166V131H165ZM233 132H234V131H233ZM9 133H11V131H10ZM15 133H16V132H15ZM32 133H33V132H32ZM55 133H56V134H55ZM99 133H100V132H99ZM103 133H104V132H103ZM142 133H141V135L144 134V133H143V134H142ZM227 133H228V132H227ZM245 133H244V134H245ZM248 133H249V131H248ZM248 133H247V134H248ZM258 133H259V132H258ZM64 134H65V133L63 132V135H64ZM66 134H67V133H66ZM66 134L64 135L65 137L63 136V137L60 139L61 142H63L62 139L65 140V142H63L62 144L59 143V144H60L59 146L56 145V143H55L54 145H52V146L50 145V147H49V152H51V153L53 154L52 157H53L54 154H55V155H57V156H54V158H55V157L57 158L58 156H59V158H60V156H61L60 159H62V160H63V158H65V154H66V151H67V150L65 151V148L67 147V149H69L68 146H66V147L64 146V144L66 143V141H69V140H66V136H67V137L69 136V135H66ZM68 134H69V133H68ZM96 134H97V133H96ZM174 134H175V133H174ZM174 134H173V135H174ZM189 134H190V133H189ZM15 135H16V134H15ZM28 135H30V134L28 133ZM35 135H38V133H37V134L35 133ZM110 135H111V134H110ZM160 135H161V134H159V133L157 132V137H159V139H160L161 136H162V135H161V136H160ZM184 135H188V134H184ZM207 135H208V134H207ZM216 135H217V134H216ZM216 135H215V136H216ZM230 135H231V134H230ZM238 135H237V137L239 138ZM248 135H249V134H248ZM251 135H252V134H251ZM251 135H250V136H251ZM13 136H14V135H13ZM99 136H100V135H99ZM99 136H98V137H99ZM135 136H136V135H135ZM204 136H205V135H203V137H204ZM32 137H33V135H32ZM35 137H36V136H35ZM92 137H94V136H92ZM92 137H91V138H92ZM95 137H97V136H95ZM104 137H105V136H104ZM200 137H202V136H200ZM203 137H202V138H203ZM231 137H232V136H231ZM255 137H256V136H255ZM138 138H139V137H138ZM193 138H194V137H193ZM229 138H230V137H229ZM26 139H28V138L26 137ZM37 139H38V138H37ZM54 139H56V138H54ZM102 139H104V138H102ZM164 139H165V138H164ZM235 139H236V138H235ZM257 139H258V138H257ZM260 139H261V141L263 140L262 137L259 138V140H260ZM11 140H13V138H12ZM88 140H90V139H88ZM165 140H166V139H165ZM225 140H227V139H224V141L222 140V141H223V144L226 143L227 141L232 142L233 139L231 140V138H230V139L227 140V141H225ZM244 140H245V138L243 139V141H244ZM28 141H29V140H28ZM60 141H59V142H60ZM133 141H134V140H133ZM157 141H159V140H157ZM157 141H156V142H157ZM162 141H164V140H162ZM188 141H190V139H188ZM233 141H234V140H233ZM240 141H241V140H240ZM243 141H242V143H244ZM247 141H248V140H247ZM156 142H155V144H156ZM167 142H168V141H167ZM238 142H239V141H238ZM17 143H18V142H17ZM25 143H26V142H25ZM29 143H30V142H29ZM106 143H107V142H106ZM185 143H186V142H185ZM228 143H229V142H228ZM233 143H234V142H233ZM240 143H241V142H240ZM22 144H23V143H22ZM99 144H100V143H99ZM101 144H103V143H101ZM144 144H145V143H143L142 145L144 146ZM166 144H167V143H166ZM175 144H176V143L172 142V146H173V147L175 146ZM178 144H179V143H178ZM188 144H189V143H188ZM223 144H222V146H223ZM255 144H256V143H255ZM16 145H18V144H15L12 148L9 149V153H6V152L4 151L5 161L7 160L9 164H12L13 160H14L15 158H17L19 155H21V157H24V155H25L24 152H25V150L27 151V149H25V146H24V145H20V146H16ZM25 145L27 146L28 144H25ZM70 145H71V144H70ZM126 145H127V144H126ZM142 145H141V146H142ZM162 145H163V143H162ZM176 145H177V144H176ZM189 145H191V144H189ZM226 145H227V144H226ZM226 145H225V146H226ZM262 145H263V144H262ZM11 146H12V145H11ZM33 146H34V145H33ZM39 146H40V145H39ZM99 146H100V145H99ZM102 146H103V145H102ZM102 146H101V149L103 148ZM156 146H157V145H156ZM177 146H178V145H177ZM181 146H184V144L181 145ZM228 146H229V145H228ZM233 146H237V145H235V143H234ZM233 146H232V148H233ZM254 146H255V145H254ZM254 146H253V147H254ZM34 147H35V150H37V149L39 148V147L37 148L36 146H34ZM40 147H41V146H40ZM71 147H72V146H71ZM95 147H96V146H95ZM95 147H93V148H95ZM104 147H105V144H104ZM106 147H107V146H106ZM161 147H162V146L159 145V147H158L159 150H161ZM167 147H168V146H167ZM187 147L189 148V146L186 145V146H185V149H186ZM27 148H29V146H28ZM128 148H129V147H128ZM153 148H154V147H153ZM180 148H183V147H180V146H179L178 150H179ZM228 148H229V147H228ZM228 148H227V150H228ZM245 148H246V147H245ZM245 148H244V150H245ZM255 148H256V147H255ZM40 149H41V148H40ZM96 149H97V148H96ZM217 149H219V148H217ZM225 149H226V148H225ZM236 149H237V148H236ZM250 149H251V148H250ZM60 150H61V151H60ZM92 150H93V149H92ZM99 150H100V149H99ZM223 150H224V149H223ZM230 150H231V148H230ZM37 151L39 152L40 150L38 149ZM68 151H70V150H68ZM168 151H170V152H175V151H173V150H172V151H171V150H168ZM168 151H167V152H168ZM183 151H184V150H183ZM211 151H213V150H211ZM225 151H226V150H225ZM241 151H242V150H241ZM254 151H255V150H254ZM22 152L24 153L23 156H22V154H23ZM165 152H166V151H165ZM220 152H222V151H220ZM237 152H238V151H237ZM246 152H247V151H246ZM258 152H259L261 155H263L264 150H262V147H259V148H258ZM26 153H27V152H26ZM29 153H31V152H29ZM32 153H34V151H33ZM163 153H164V152H163ZM177 153H178V151H177ZM216 153H218V152H216ZM223 153H224V152H223ZM239 153H240V152H239ZM256 153H257V151H256ZM37 154H38V153H37ZM219 154H220V153H219ZM224 154H225V157H226V156H227L226 153H224ZM230 154H231V153H230ZM230 154H229V156H230ZM245 154H247V153H242V156H243V155L246 156ZM257 154H258V153H257ZM1 155H2V154H1ZM26 155H27V156H30V155L32 156V155H34V154H30V155L26 154ZM68 155H69V154H68ZM146 155H147V154H146ZM150 155H151V154H150ZM163 155H164V154H163ZM167 155H168V154H167ZM167 155H166V153H165V155L163 156V158H164V157H167ZM172 155H173V154H172ZM210 155H212V154H210ZM210 155H209V156H210ZM216 155H218V154H216ZM220 155L222 156V154H220ZM220 155H219V157H220ZM233 155H234V154H233ZM237 155H239V154L237 153ZM237 155H235V157H236ZM248 155H249V153H248ZM254 155H255V154H254ZM254 155H252V156H254ZM31 156H30V157H31ZM35 156H36V154H35ZM44 156H45V155H44ZM80 156H81V155H80ZM80 156H79V157H80ZM83 156H84V155H83ZM99 156H100V155H99ZM161 156H162V155H161ZM169 156H171V155L169 154ZM206 156H207V155H206ZM244 156H243V159H242L243 161H242V162H246V161H244V160H246L247 158L245 159ZM252 156H249V157L252 158ZM19 157H20V156H19ZM21 157H20V158H21ZM32 157H33V156H32ZM62 157H63V158H62ZM96 157H97V155L94 156V158H96ZM156 157H157V156H156ZM181 157H182V155H181ZM227 157H228V156H227ZM231 157H233V156H231ZM231 157H230V158H231ZM239 157H241V156L239 155ZM255 157H256V156H255ZM49 158H50V157H49ZM54 158H53V159H54ZM163 158H161V159H163ZM174 158H175V157H174ZM182 158H183V157H182ZM210 158H211V157H210ZM222 158H223V156H222ZM250 158H248L249 162H250ZM253 158H254V157H253ZM261 158H262V157H261ZM11 159H12V161H11ZM43 159H46V158L44 157ZM155 159H156V158H155ZM155 159H154V160H155ZM161 159H160V160H161ZM228 159H229V158H228ZM236 159H237V157H236ZM15 160H16V159H15ZM36 160L38 161V159H36ZM47 160H48V159H47ZM47 160H46V161L43 160V162L46 163ZM62 160H60L59 162H62L61 165H62V167H63V163L65 162V160H63V161H62ZM67 160H69V159H67ZM145 160H146V159H145ZM145 160H144V161H145ZM154 160H151V162H154ZM160 160H159V161H160ZM172 160H174V159H172ZM172 160H171V162H172ZM199 160H200V159H199ZM199 160H198V161H199ZM205 160H206V159H205ZM208 160H209V159H208ZM230 160H231V159H230ZM239 160H241V159H239ZM239 160H237V161L239 162ZM251 160H252V159H251ZM254 160H255V159H254ZM40 161H41V160H40ZM91 161H93V159H92ZM94 161H95V159H94ZM164 161H165V160H164ZM166 161H168V160H166ZM169 161H170V160H169ZM180 161H181V160H180ZM202 161H204V160H202ZM202 161H201V164H202ZM210 161H211V160H210ZM228 161H229V160H228ZM237 161H235V164H236ZM252 161H253V160H252ZM252 161H251V162H252ZM38 162H39V161H38ZM59 162H58V163H59ZM69 162H70V161H69ZM69 162H68V164H69ZM83 162H84V161H83ZM89 162H90V161H89ZM99 162H100V161H99ZM99 162H98V163H99ZM145 162H146V161H145ZM185 162H186V161H185ZM191 162H192V161H191ZM195 162H196V161H195ZM208 162H209V161H208ZM212 162H213V161H212ZM212 162H211V164H212ZM231 162H232V160H231ZM257 162H258V161H257ZM259 162H260V161H259ZM8 163L6 162V165H9ZM39 163H42V162H39ZM72 163H74V161H73ZM166 163H167V162H166ZM166 163H165V165H166ZM188 163H189V162H188ZM188 163H187V164H188ZM192 163L194 164V162H192ZM197 163H198V162H196V164H197ZM229 163H230V161H229ZM229 163H227V164L229 165ZM239 163H240V162H239ZM262 163H263V162H262ZM80 164H81V162H80ZM147 164H148V163H147ZM151 164H152V166H153V163H151ZM151 164H150V162H149L148 165H151ZM160 164H162V163H160ZM187 164H186V165H187ZM205 164L207 165V163H205ZM205 164H203V165H205ZM232 164H234V163L232 162ZM249 164H250V163H249ZM249 164H248V165H249ZM251 164H252V163H251ZM4 165H5V164H4ZM65 165H66V164H65ZM69 165H70V164H69ZM72 165H73V164H72ZM167 165H169V163H168ZM167 165H166V166H167ZM186 165H183V167L186 166ZM198 165H199V164H198ZM213 165H214V164H213ZM228 165H227V167H228ZM238 165H239V164H238ZM240 165H241V163H240ZM248 165H247V166H248ZM257 165H259V164H257ZM2 166H3V164H2ZM175 166H176V165H175ZM189 166H190V163H189ZM196 166H197V165H196ZM200 166H201V165H200ZM208 166H209V164H208ZM215 166H216V168H217V165H216V164H215ZM230 166H231V163H230ZM243 166H244V164H243ZM247 166H246V167H247ZM249 166H251V165H249ZM255 166H256V164H255ZM0 167H1V165H0ZM64 167H65V166H64ZM246 167H244V168H246ZM263 167H264V166H263ZM4 168H5V167H4ZM12 168H13V167H12ZM55 168H56V167H55ZM60 168H61V166H60ZM66 168L69 169L68 166H67ZM158 168H160V167H158ZM161 168H165V167H163V164H162V167H161ZM161 168H160V169H161ZM174 168H175V167H174ZM188 168H189V167H188ZM195 168H196V167H195ZM201 168H202V166H201ZM201 168H200V170H201L202 172H204V169H201ZM203 168H204V167H203ZM209 168H210V167H209ZM213 168H214V167H213ZM213 168H212V169H213ZM248 168H249V167H248ZM13 169H14V168H13ZM61 169H62V168H61ZM168 169H169V168H168ZM190 169H191V168H190ZM190 169H189V170H190ZM11 170H12V169H11ZM66 170H67V169H66ZM69 170H70V169H69ZM161 170H162V169H161ZM163 170H164V169H163ZM172 170H173V169H172ZM172 170H171V171H172ZM186 170H187V169H186ZM195 170H196V169H195ZM195 170H194V172H195ZM217 170H218V169H217ZM247 170H248V169H247ZM247 170H246V171H247ZM259 170H261V169H259ZM46 171H47V169H46ZM77 171H78V170H77ZM165 171H166V170H165ZM176 171H177V170H176ZM187 171H188V170H187ZM187 171H186V172H187ZM191 171H192V169H191ZM206 171H207V169H206ZM67 172H68V171H67ZM75 172H76V171H75ZM254 172H256V171H254ZM257 172H260V171H257ZM0 173H1V172H0ZM43 173H44V172H43ZM159 173H160V172H159ZM195 173H196V172H195ZM210 173H211V172H210ZM210 173H209V174H210ZM221 173H222V172H221ZM260 173H261V172H260ZM9 174H10V173H9ZM68 174H69V173H68ZM165 174H166V173H165ZM204 174H206V173H204ZM243 174H246V173H243ZM1 175H2V173H1ZM71 175H72V174H71ZM212 175H213V174L211 173V174H210V176H211V177H210L211 180H213V176H212ZM218 175H219V174H218ZM218 175L216 174V176H218ZM170 176H172V173H171ZM214 176H215V175H214ZM216 176H215V177H216ZM219 176H222V175H219ZM223 176H224V174H223ZM7 177H8V176H7ZM7 177H6V179H7ZM156 177H157V174H156ZM156 177H155V178H156ZM160 177H161V176H160ZM160 177H158V178L156 179V182H157L158 179H160ZM203 177H204V175H203ZM203 177H202V178H203ZM208 177H209V176H208ZM227 177H229V176H227ZM258 177H259V176H258ZM0 178H1V177H0ZM9 178H10V177H8V179H9ZM163 178H164V179H163L164 182H166V181H165V178H166V177H163ZM202 178H199V179H202ZM210 178H209V179H210ZM216 178H217V177H216ZM222 178H224V177H222ZM236 178H238V177H236ZM2 179H3V178H2ZM168 179H169V178H168ZM170 179H171V178H170ZM203 179H204V178H203ZM207 179H208V178H207ZM243 179H244V178H243ZM247 179H248V178H247ZM12 180H13V179H12ZM12 180H11V181H12ZM160 180H162V179H160ZM166 180H167V179H166ZM234 180H235V179H234ZM9 181H10V180H9ZM9 181H8V182H9ZM84 181H85V180H84ZM84 181H83V183H84ZM158 181H159V180H158ZM262 181H263V180H262ZM8 182H7V183L4 182L5 184L3 183L2 187L4 188L6 184H9ZM12 182H13V181H12ZM80 182H82V181H80ZM173 182H175V181H173ZM233 182H234V181H233ZM241 182H242V181H241ZM254 182L257 183V181H254ZM14 183H15V182H14ZM14 183H13V184H14ZM76 183H78V181H77ZM151 183H152V182H151ZM196 183H197V182H196ZM200 183H201V181L199 182V184H200ZM208 183H209V182H208ZM238 183H239V182H238ZM245 183H246V182H245ZM245 183H243V184L245 185ZM249 183H250V182H249ZM258 183H259V182H258ZM10 184H11V183H10ZM13 184H12V185H13ZM165 184H166V183H165ZM165 184H164V185L162 184L163 187L165 186ZM223 184H224V183H223ZM254 185H257V184H254ZM263 185H264V184H263ZM16 186H17V185H16ZM87 186H88V185H87ZM168 186H169V185H168ZM247 186H248V184H247ZM257 186H260V184L257 185ZM257 186H256V187H257ZM14 187H15V186H14ZM80 187H81V186H80ZM207 187H208V184H207ZM250 187H251V186H250ZM9 188H10V187H9ZM155 188H158V187H155ZM198 188H199V187H198ZM198 188H196V189H198ZM205 188H206V187H205ZM212 188H213V187H212ZM252 188L254 189L255 186H253ZM258 188H259V187H257V189H258ZM6 189L8 190V188H6ZM11 189H12V187H11ZM220 189H221V188H220ZM232 189H233V188H232ZM82 190H83V189H82ZM158 190H159V188H158ZM165 190H166V189H165ZM222 190H223V189H222ZM150 191H151V190H150ZM223 191H224V190H223ZM253 191H254V190H253ZM253 191L251 190V193H253ZM4 192H6V191H4ZM141 192H142V191H141ZM258 192H262V190L260 189V191H258ZM135 193H136V191H135ZM210 193H212V191H211ZM220 193H221V191H220ZM240 193H241V192H240ZM263 193H264V191H263ZM141 194H142V193H140V195H141ZM143 194H145V193H143ZM143 194H142V195H143ZM213 194H214V193H213ZM225 194H226V193H225ZM254 194H255V193H254ZM140 195H139V196H140ZM206 195H209V194L207 193ZM234 195H235V193H234ZM246 195H247V194H246ZM248 195H250V193H249ZM248 195H247L246 197H248ZM260 195H262V193H260ZM143 196H144V195H143ZM174 196H175V195H174ZM202 196H205V195H202ZM211 196H212V195H211ZM211 196H209V197L211 198ZM235 196H236V195H235ZM257 196H258V195H257ZM141 197H142V196H141ZM209 197H208V199H209ZM236 197H237V196H236ZM249 197H252V195H250ZM249 197H248V198H249ZM223 198H224V197H223ZM229 198H230V197H229ZM242 198H243V197H242ZM139 199H140V198H139ZM178 199H179V198H178ZM220 199H221V198H220ZM225 199H226V198H225ZM259 199H260V198H259ZM176 200H177V199H176ZM182 200H183V199H182ZM187 200H188V199H187ZM195 200H196V198H195ZM236 200H237V199H236ZM246 200L248 201V199H246ZM251 200H252V199H251ZM205 201H206V199H205ZM205 201H204V202H205ZM211 201H212V200H210V201L208 200L207 202H210V203H211ZM221 201H222V199H221ZM240 201H241V200H240ZM260 201H262V198L260 199ZM260 201H258V198H257V202H260ZM184 202H185V201H184ZM194 202H195V201H194ZM207 202H205V203H206L205 205L208 204ZM249 202H250V200H249ZM201 203H202V202H201ZM210 203H209V204H210ZM214 203H215V202H214ZM241 203H243V201H242ZM260 203H261V202H260ZM262 203H264V202H262ZM169 204H170V203H169ZM175 204H177V203H175ZM192 204H193V203H192ZM199 204H200V203H199ZM202 204H203V203H202ZM202 204H201V205H202ZM212 204H213V203H212ZM212 204H211V207H213ZM252 204H253V203H252ZM256 204H257V203H256ZM153 205H154V204H153ZM159 205H160V204H159ZM159 205H158L157 207H159ZM180 205H181V204H180ZM193 205H194V204H193ZM250 205H251V204H250ZM257 205H258V204H257ZM260 205H261V204H260ZM207 206H208V205H207ZM209 206H210V205H209ZM252 206H253V205H252ZM254 206H255V205H254ZM254 206H253V207H254ZM258 206H259V205H258ZM155 207H156V206H155ZM161 207H162V206H161ZM211 207H210V208H211ZM262 207H264V206H262ZM163 208H165V207H163ZM175 208H176V206H175ZM210 208H209V209H210ZM239 208H240V207H239ZM242 208L244 209V208H247V207H244V206H243ZM169 209H170V208H169ZM177 209H178V208H177ZM177 209H176V210H177ZM205 209L207 210V208H205ZM212 209H213V208H212ZM212 209H211V210H212ZM215 209H216V208H215ZM237 209H238V207H237ZM247 209H248V208H247ZM251 209H253V208H251ZM251 209H250L249 211H251L250 214L252 213V215H253V212H252ZM260 209H261V206H260ZM260 209H259V207H258V211H259ZM128 210H129V209H128ZM128 210H126V211H128ZM132 210H133V209H132ZM132 210H129V211H132ZM136 210H137V209H136ZM160 210H161V209H159L158 213L160 212ZM162 210H163V209H162ZM165 210H167V209H165ZM200 210H201V209H200ZM220 210H222V209H220ZM238 210H239V209H238ZM245 210H246V209H245ZM137 211H138V210H137ZM146 211H147V210H146ZM163 211H164V210H163ZM177 211H178V210H177ZM139 212H140V211H139ZM144 212H145V211H144ZM164 212H167V211H164ZM179 212H180V211H179ZM213 212H214V213H213ZM219 212H220V211H219ZM244 212H245V211H244ZM247 212H248V211H247ZM247 212H246V213H247ZM260 212H261V211H260ZM132 213H133V211H132ZM132 213H131V215H132ZM153 213H154V212H153ZM156 213H157V212H156ZM161 213H162V212H161ZM161 213H160V214H161ZM237 213H238V212H237ZM240 213H241V211H240ZM256 213H257V210H256ZM85 214H86V213H85ZM127 214H129V213H127ZM133 214H134V213H133ZM162 214H163V213H162ZM162 214H161V215H162ZM168 214H169V213H168ZM195 214H196V213H195ZM212 214H215V210H214V211L212 210ZM248 214H249V213H248ZM248 214H247V215H248ZM257 214H260V213L258 212ZM257 214H256V215H257ZM129 215H130V214H129ZM138 215H139V214H138ZM150 215H151V214H150ZM152 215H153V214H152ZM205 215H207V213H206ZM241 215H242V214H241ZM245 215H246V214H245ZM254 215H255V214H254ZM73 216H74V215H73ZM79 216H80V215H79ZM84 216H85V215H84ZM119 216H121V215H119ZM132 216H133V215H132ZM136 216H137V215H136ZM140 216H141V215H140ZM140 216H137L138 219H140V218H139ZM147 216H148V215H147ZM163 216H164V215H163ZM230 216H233V215H230ZM85 217H86V216H85ZM89 217H90V216H89ZM134 217H135V216H134ZM149 217H151V216H149ZM153 217H154V215H153ZM153 217H152V218H153ZM166 217H167V216H166ZM176 217H177V216H176ZM206 217H207V216H206ZM221 217H222V216H221ZM237 217H238V219L240 220V216H237ZM237 217H236L235 219H233V221L236 220L237 222L235 221V223L232 224V226H235L236 223L240 226L239 223H240L241 221L237 220ZM242 217H243V216H242ZM245 217H246V216H245ZM255 217H256V216H255ZM73 218H74V217H73ZM249 218H250V217H249ZM84 219H85V218H84ZM247 219H248V218H247ZM253 219H255V218H253ZM77 220H78V219H77ZM161 220H162V219H161ZM217 220H218V219H217ZM228 220H229V219H228ZM244 220H245V219H244ZM71 221H72V220H71ZM71 221H70V222H71ZM114 221H115V220H114ZM125 221H126V220H125ZM143 221H145V220H143ZM238 221H239V222H238ZM122 222H123V221H122ZM136 222H137V221H136ZM136 222H135V223H136ZM149 222H150V221H149ZM242 222H243V221H242ZM251 222H252V221H251ZM123 223H125V222H123ZM131 223H132V222H131ZM142 223L144 224L145 222H142ZM142 223H140L139 225H141ZM192 223H193V222H192ZM194 223H195V221H194ZM194 223H193V224H194ZM73 224H75V223L73 222ZM137 224H138V223H137ZM143 224H142L141 226H144V225H145V224H144V225H143ZM121 225H122V224H121ZM126 225H127V224H126ZM135 225H136V224H135ZM151 225H152V224H151ZM191 225H192V224H191ZM213 225H214V224H213ZM241 225H242V224H241ZM258 225H259V224H258ZM258 225H257V226H258ZM75 226H76V224H75ZM131 226H132V224H131ZM133 226H134V224H133ZM133 226H132V228H133ZM136 226H137V225H136ZM136 226H134V227H136ZM195 226H196V225H195ZM137 227H138V226H137ZM190 227H191V226H190ZM235 227H236V226H235ZM237 227H238V226H237ZM237 227H236V228H237ZM96 228H97V227H96ZM116 228H117V227H116ZM130 228H131V227H130ZM162 228H163V227H162ZM187 228H188V227H187ZM187 228H186V229H187ZM231 228H233V227H231ZM231 228H229V229L231 230ZM236 228H235V229H236ZM238 228H239V227H238ZM97 229H98V228H97ZM214 229H215V228H214ZM256 229H257V228H256ZM101 230H102V229H101ZM101 230L98 229L99 232H100ZM103 230H104V229H103ZM113 230H114V229H113ZM225 230H227V229H225ZM233 230H234V229H233ZM236 230H237V229H236ZM249 230H250V229H249ZM262 230H264V229H262ZM96 231H97V230H95V232H94L95 234H97ZM128 231L131 232V230H128ZM187 231H188V230H187ZM189 231H190V230H189ZM191 231H192V230H191ZM221 231H222V230H221ZM231 231H232V230H231ZM241 231H242V230H241ZM251 231H252V230H251ZM253 231H254V229H253ZM256 231H257V230H256ZM72 232H73V230H72ZM111 232H112V231H111ZM114 232H115V231H114ZM117 232H118V231H117ZM120 232H121V231H120ZM233 232H234V231H233ZM254 232H255V231H254ZM261 232H264V231H261ZM69 233H70V232H69ZM189 233H190V232H189ZM229 233H230V231H229ZM239 233H240V232H239ZM239 233H237V234H239ZM250 233H251V232H250ZM79 234H80V233H79ZM142 234H143V233H142ZM232 234H234V233H232ZM235 234H236V232H235ZM237 234H236V237H237ZM260 234H262V233H259V235H260ZM85 235H86V234H85ZM105 235H106V234H105ZM79 236H80V235H79ZM229 236H231V235L229 234ZM229 236L227 235V238H228ZM244 236H245V235H244ZM251 236H252V235H251ZM11 237H12V236H11ZM186 237H187V236H186ZM236 237H234L233 239H235ZM262 237H263V235H262ZM67 238H68V237H67ZM243 238H244V237H243ZM245 238H246V237H245ZM254 238H256L255 235H254ZM254 238H253V239H254ZM58 239H59V238H58ZM58 239H57V240H58ZM70 239H72V238H70ZM79 239H80V238L75 237L76 242H78V241L80 242ZM87 239H88V240H91L92 238L89 239V238L87 237ZM228 239H229V238H228ZM228 239H227V240H228ZM231 239H232V238H231ZM231 239H230L229 241H231ZM241 239H242V237L240 238V240H241ZM253 239H252V237L249 236V242H250L249 245H250V247H251V245H252V247H251L252 249H253V246H255L254 248H256V250H258L257 252H254L255 250L252 252L250 247H247V250L244 251L243 249L246 248L245 245H244L245 243H243V240H244V239L241 240V241H239V239H237V241H239V245H242V246L244 247V248L239 247V249L242 248V249H240V250H242V251H241V252H242V253H241L242 255H241V256L239 255V257H240L242 260H243V259H244V260H247V259H248V261H247L248 264H260V262H261L262 260H264V254H262L264 250H262V253H261V252L259 251V248H258V245H257L258 242L256 243ZM259 239H260V238H259ZM64 240H65V239H64ZM64 240H63V241H64ZM81 240H86V239H84V237H82ZM88 240L86 241L87 243H88ZM218 240H219V239H218ZM257 240H258V239H257ZM257 240H256V241H257ZM261 240H262V238H261ZM261 240H260V241H261ZM214 241H215V240H214ZM219 241H220V240H219ZM229 241H228L229 250H228V248H226V249L228 250V253L230 252V243H229ZM237 241L234 242V240H233L232 243H233V244H234V243L237 244ZM244 241H245V240H244ZM262 241H263V240H262ZM70 242H71V241H70ZM79 242H78V243H79ZM81 242H83V241H81ZM93 242H94V241H93ZM223 242H224V240H223ZM225 242H226V241H225ZM246 242H247V241H246ZM5 243H6V242H5ZM83 243H84V244H83ZM83 243H82L83 245H85V246L87 245V244H85V242H83ZM110 243H111V241H110ZM232 243H231V244H232ZM16 244H17V243H14V242H13V245H12L11 247H13V246L15 245V248H17ZM111 244H112V243H111ZM215 244H216V243H214L213 245H215ZM226 244H227V243H226ZM233 244H232V245H233ZM236 244H235L236 247H235L234 245H233L234 247H233L232 245H231V247L236 248V250H238ZM259 244H260V242H259ZM17 245H18V244H17ZM78 245H79V244H78ZM104 245H105V244H104ZM112 245H113V244H112ZM224 245H225V244H224ZM249 245H248V246H249ZM262 245H264V244H261L260 246H262ZM76 246H77V245H76ZM80 246H81V244H80ZM2 247H3V245H0V251H1L2 254H5V253H3V252H4V251H3L4 248L2 249ZM74 247H75V246H74ZM105 247H107V246H105ZM219 247L221 248V247H224V246H219ZM13 248H14V247H13ZM18 248H20V244H19ZM26 248H27V247H26ZM66 248H67V247H66ZM77 248H78V247H77ZM100 248H101V247H100ZM260 248H261V247H260ZM9 249H10V248H9ZM88 249H89V248H88ZM209 249L212 250V248H209ZM16 250H17V249H16ZM18 250H20V249H18ZM31 250H32V249H31ZM192 250H193V249H192ZM227 250H226L225 252H227ZM231 250H232V248H231ZM78 251H79V250H78ZM221 251H222V250H221ZM234 251H235V250H234ZM243 251H244V252H243ZM20 252H21V251H20ZM26 252H27V251H26ZM26 252H25V253H26ZM79 252H80V251H79ZM101 252H102V251H101ZM207 252H208V251H207ZM209 252H210V251H209ZM213 252H214V250H213ZM219 252H220V251H219ZM225 252H224V253H225ZM232 252H233V250H232L230 253L232 254ZM236 252H237V251H236ZM245 252H246V256H247V258L245 257ZM1 253H0V254H1ZM6 253H7V252H6ZM74 253H75V252H74ZM74 253H73V254H74ZM76 253H77V252H76ZM80 253H81V252H80ZM159 253H161V252H159ZM222 253H223V252H221L220 254H222ZM233 253H234V252H233ZM10 254H11V253H10ZM99 254H100V252H99ZM200 254H201V253H200ZM202 254H203V253H202ZM206 254H207V253H206ZM237 254H240V253L237 252ZM237 254H235V255L237 256ZM247 254H248V255H247ZM24 255H25V254H24ZM75 255H76V254H75ZM93 255H94V254H93ZM97 255H98V254H97ZM157 255H158V254H157ZM204 255H205V254H204ZM232 255H233V254H232ZM232 255H230V258H233ZM4 256H5V255H4ZM17 256H18V252H17ZM20 256H23V254H22V255L20 254ZM27 257H28V256H27ZM71 257H73V256H71ZM180 257H181V256H180ZM208 257H209V256H208ZM211 257H214V255L212 254ZM211 257H210V258H211ZM223 257H224V256H223ZM0 258H1V257H0ZM22 258H23V257H19L17 260H20V261H21ZM177 258H178V257H177ZM210 258H209V259H210ZM217 258H218V257H217ZM245 258H246V259H245ZM4 259H5V258H4ZM23 259H24V258H23ZM75 259H76V258H75ZM150 259H151V258H150ZM209 259L207 260V262H209ZM218 259H219V258H218ZM218 259H217V260H218ZM237 259L239 260V258H237ZM7 260H8V259H7ZM141 260H142V259H141ZM146 260H147V259H146ZM178 260H179V259H178ZM214 260H216V257H215ZM214 260L211 259V262H210L209 264H211L212 262H213V263H214V262H216V263L218 262L217 260H216V261H214ZM226 260H227V259H226ZM234 260H236V259H234ZM66 261H67V260H66ZM77 261H78V260H77ZM203 261H204V260H203ZM239 261L241 262V260H239ZM239 261H238V263H240ZM21 262L24 264V261H21ZM21 262H20V264H21ZM233 262H234V261H233ZM235 262H236V261H235ZM235 262H234V263H235ZM242 262H243V261H242ZM244 262H245V261H244ZM7 263H8V262H7ZM34 263H35V264H40L37 258H35V262H34ZM196 263H197V262H196ZM204 263H205V262H203V264H204ZM231 263H232V262H231ZM26 264H27V263H26ZM47 264H52V263H47ZM217 264H218V263H217Z\"/></svg>",
  "mask_w": 264,
  "mask_h": 264
},
{
  "label": "snow or ice",
  "instance_id": "obj_3",
  "mask_svg": "<svg viewBox=\"0 0 264 264\" xmlns=\"http://www.w3.org/2000/svg\"><path fill=\"white\" fill-rule=\"evenodd\" d=\"M10 7H13V5H9L7 3H4V4L0 5V10L7 12V9ZM261 9L264 10V0H261ZM262 150H264V147H262ZM262 231H264V230H262ZM260 264H264V260H262L260 262Z\"/></svg>",
  "mask_w": 264,
  "mask_h": 264
}]
</instances>
